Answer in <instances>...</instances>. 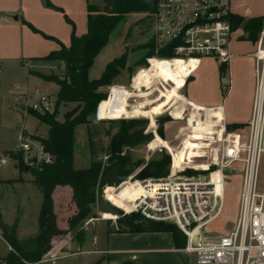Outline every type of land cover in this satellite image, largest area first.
Masks as SVG:
<instances>
[{
	"label": "crops",
	"instance_id": "1",
	"mask_svg": "<svg viewBox=\"0 0 264 264\" xmlns=\"http://www.w3.org/2000/svg\"><path fill=\"white\" fill-rule=\"evenodd\" d=\"M105 0H0V70L11 72L18 80L14 88L31 92L39 90L46 84H54L37 76L29 74L36 71L48 75L54 69L64 70L62 61L44 60L49 53L59 50L60 45L68 47L71 34L83 36L87 31V4L103 6ZM231 14L243 19H262L264 16V0H229ZM243 23L234 28L229 46L231 57L228 62L226 79L230 80V89L224 94L221 91V74L219 63L213 58L204 57L198 60L186 61L189 75L186 80L169 78L166 74H158L152 64L154 77L149 73L146 79H137V73L132 77L128 86L116 85L110 89L111 100L102 109L107 119L129 118L141 116L147 119L155 118L164 112H170L181 102L183 111L177 117L184 118L189 110L184 126H180L172 140L164 139V148L173 156L182 159H195L205 156L207 149H192L188 144V135L193 131H205L214 135L216 128L243 133L251 115L253 91L255 84L254 68L257 40L248 37ZM110 36V34H109ZM101 49L88 69V78H98L105 65L115 57H108L98 62ZM108 53V52H105ZM154 61V60H152ZM146 69L148 70L147 66ZM149 71V70H148ZM56 90V93H57ZM8 101L12 110L21 119L19 129L14 130V145L1 146L0 154L8 157V161L0 168V216L4 224L10 225L18 217V238L21 230H29V235L35 236L38 230L37 215L41 204V193L32 183V177L27 167L20 171L18 162L7 154L17 151L21 138L34 140L33 136L45 138L48 127L41 123L32 113L14 107L15 101L20 99L17 91L8 89ZM132 100V103L130 101ZM55 101V100H54ZM72 105L73 103H63ZM34 119L37 124L46 126L45 133L29 131L27 118ZM204 117V119H202ZM179 120V119H175ZM25 133L26 135H23ZM187 135V136H186ZM214 139V136H213ZM36 141V140H34ZM21 177L23 181L10 182ZM129 187V189L127 188ZM216 187V186H215ZM217 188V187H216ZM128 189V190H127ZM144 193L142 187L134 182L126 185L121 198L127 194V203L119 201L130 208L139 195ZM129 209V210H130ZM10 210V221H5L4 212ZM94 219V218H93ZM94 230L83 249L57 257L60 245L41 260L43 264H195L194 255L182 249L175 248L174 240L169 232H118L108 227L104 219L97 220ZM235 220H232L234 223ZM30 225V226H27ZM71 243V242H69ZM11 250L10 245L0 235V264ZM60 252V251H59ZM86 258L79 262L78 256ZM77 260L68 262V259ZM76 261V262H75ZM38 264V263H23Z\"/></svg>",
	"mask_w": 264,
	"mask_h": 264
},
{
	"label": "built area",
	"instance_id": "2",
	"mask_svg": "<svg viewBox=\"0 0 264 264\" xmlns=\"http://www.w3.org/2000/svg\"><path fill=\"white\" fill-rule=\"evenodd\" d=\"M154 1L155 11L151 15L154 51L170 47L173 57L156 54L145 58L148 65L151 59L213 58L219 65H226L220 77L221 91L226 94L230 89L226 72L234 33L228 19L231 15L229 0ZM260 50H264V16L254 52L255 84L250 118L243 133L222 129L221 136L216 135L217 152L205 153L210 159L216 158L213 168L205 174L176 175L169 153L166 177L134 181L144 193L131 202L130 211L125 213H139L145 219L176 226L186 238L182 250L194 255L195 264H264V193L257 190L259 165L264 154V59L259 55ZM15 91L20 99L15 101L14 107L22 111L43 114L54 108V101L39 90L28 92L15 88ZM18 150L27 167L40 168L41 164L53 161V156L38 141L21 138ZM7 161L8 157L0 154V168ZM235 163L241 165V184L234 225L213 241L195 243L198 232L215 219L223 207L224 180L221 193L217 195L211 180L201 178H208L214 171H219L224 178V171Z\"/></svg>",
	"mask_w": 264,
	"mask_h": 264
},
{
	"label": "trees",
	"instance_id": "3",
	"mask_svg": "<svg viewBox=\"0 0 264 264\" xmlns=\"http://www.w3.org/2000/svg\"><path fill=\"white\" fill-rule=\"evenodd\" d=\"M87 31L81 37L71 34L68 47L60 45V49L49 53L44 60L62 61L64 73L41 74L36 71H29V74L37 76L45 81H52L58 86L55 94L54 108L51 113L43 114L29 110L41 123L47 125L48 131L45 138L32 137L38 141L43 149L53 156V161L49 164H41L40 168L26 166L21 151H8L7 154L18 162L20 171L26 167L32 177V183L35 184L41 193V204L37 215L38 230L33 239L27 244L28 248L20 243L18 238V222L16 217L12 224L6 225L2 222L0 216V235L10 245L11 250L3 258V264H23V263H41L43 257L50 251L51 243L49 220L54 216V221L58 218H65L68 214H73L77 210V204L73 197L79 200V213L77 217L68 219V230L73 231L81 220L92 214V205L96 201V189L99 184L102 162L92 158L89 166L84 169L73 167V130L74 127L81 124H88L89 117L95 116L111 100V94L102 91V87L109 86L112 80L118 76L123 69L130 71L127 67L126 55L122 54L109 61L101 75L95 79L88 78V69L92 65L94 58L107 44L109 34L115 28L119 21L125 15L132 12H146L152 15L155 11L154 0H105L103 6L87 4ZM231 28H237L243 23V19L236 15H229ZM262 19L252 18L243 23V28L249 33L248 37L257 40L256 35L260 33ZM147 48L146 57L159 55L160 57H173L170 47H165L159 52L154 51L153 41L140 46ZM143 59L140 63H144ZM138 63V64H140ZM173 69L180 74L179 78L186 80L189 76L186 70V61L174 58L170 60ZM151 76L154 77V71L151 65L147 66ZM226 65H219L220 74L224 73ZM60 103H75V106L66 111L63 120H56L57 107ZM99 105V107H98ZM98 108V112H97ZM182 103H177L169 112V115L175 117L182 113ZM162 119L161 121H165ZM118 130L113 134L107 146V161L110 164L118 161L120 164L119 173L126 178L132 170L127 168L130 161L129 152L126 147L145 144L152 140L151 133H145L147 121L145 119H121L117 121ZM156 128L155 119H148L147 131L153 132ZM157 133L160 138H164L162 124L158 126ZM220 137L222 128H216L215 135ZM23 135H26L23 133ZM155 135V134H154ZM155 137V136H154ZM88 148L90 155H94V144L92 133L88 131ZM173 162L180 167L183 163L192 164L196 167H205L206 164L197 159L174 158ZM170 158L168 154L162 155L160 159L150 160L144 164L142 169L136 174V178H161L169 173ZM138 164H135L137 166ZM107 167V166H106ZM194 173V172H189ZM23 181L21 177L10 182ZM215 184V183H213ZM68 187L71 195L65 199L66 208L60 209V200L57 195L54 196V211L52 195L58 187ZM109 189L112 184L107 185ZM129 189V187H127ZM127 189V190H128ZM72 196V197H71ZM124 206L123 204H121ZM118 214L122 211L117 209ZM95 217V216H92ZM118 232H169L171 233L175 248L182 249L185 246L186 238L183 233L173 224H163L158 221L145 219L139 213H130L124 218H117L116 228ZM75 235L82 239V230L77 229ZM94 264H99L96 261ZM122 264H132L125 262Z\"/></svg>",
	"mask_w": 264,
	"mask_h": 264
},
{
	"label": "rangeland",
	"instance_id": "4",
	"mask_svg": "<svg viewBox=\"0 0 264 264\" xmlns=\"http://www.w3.org/2000/svg\"><path fill=\"white\" fill-rule=\"evenodd\" d=\"M153 36V20L150 15L146 12H132L125 15V17L118 22L115 28L111 31L109 36V44L104 49V53L100 56L98 62L108 58L115 57L119 55L116 52L119 51L118 47L122 44V54L126 55V59H128L129 54L140 48L141 45L147 43L152 40ZM108 52V53H105ZM119 55V56H120ZM117 56V57H119ZM150 58V57H145ZM144 58V59H145ZM114 59V58H113ZM143 60V59H142ZM141 60V61H142ZM154 60V61H152ZM140 61V62H141ZM139 62V63H140ZM150 63L154 67L155 71L160 75L167 71L170 61H159L155 59H151ZM146 66H149L147 61L144 60V63L136 64L131 67L130 71L126 68L121 70L120 74L116 76L112 83L109 86L102 87L101 90L107 93V96L110 92V89L116 85H124L128 86L131 83L132 77L137 73V79L142 80L146 79L149 75V71L146 69ZM171 70L167 71L166 74L169 78L173 79L179 77L180 74L177 73L172 65ZM11 72L7 73L5 71L0 70V143L1 146L9 147L14 145V130L19 129L21 125V119L16 116L15 111L12 110V105L10 106V102L7 96V90L15 88L13 86H18L17 78H14ZM64 70L54 69L50 74L62 75ZM42 92L49 95V99L54 101L56 94V86L54 84H46L41 87ZM132 103V100L130 101ZM75 106V103L72 105L60 103L57 107L56 120H63V115L66 111L72 109ZM52 112V111H51ZM49 112V113H51ZM189 110H186L184 114V118L172 117L168 112H164L160 115L155 116L156 128L151 131H147L148 119L137 116V117H129V118H118V119H107L100 111L97 115L89 117L88 124H81L74 127L73 130V167L76 169H84L89 166L90 160L92 158L99 160L102 162L103 168L109 165L107 161V146L109 143L110 137L115 134L118 130V120L125 119H145L147 121L145 133H151L153 138L151 141L145 144H139L134 146H129L125 148V151L129 152L130 161L127 164V168H132V172L126 176L125 181L121 184L113 185L114 187L109 189L107 186L100 187L97 185L96 189V201L92 205V214L81 220L80 223L73 231L68 230V219L71 217H77L79 213V200L73 197L74 201L77 204V210L73 214H68L65 218H57L54 221V216H51L49 220L50 225V234H52V238L50 239L52 252H55V249L60 245L62 248L56 252H58L57 257L64 256L65 254L73 253L77 249H83L86 247V244H82L87 241V238L91 236V233L94 230V224L97 220L104 219L105 223L108 227L115 229L117 218H124L129 216L130 213H125L129 211L126 210L125 206H122L121 202L127 203L129 194L126 195L125 198H121L120 195L123 193L126 185L134 183V181H139L143 179L136 178V174L142 169L145 163L150 160L160 159L162 155L168 154L167 150L164 148V139L172 140L175 137L176 131L179 130L180 126H184L186 123V117H188ZM178 115H181L178 113ZM162 119H166L165 121H161ZM179 119V120H175ZM204 119V117H202ZM29 131L34 132L35 127H38L37 132L45 133L46 126L37 124V122L32 118H27ZM162 124V131L164 134V138H160L157 133V128ZM88 131L92 133V140L94 144V155L91 156L88 148ZM155 134V135H154ZM158 134V135H157ZM188 135V136H187ZM189 147L192 149H207L205 153H209L210 151L217 152V136L215 135V140L213 142V136L207 132L201 131H193L191 134H187ZM155 136V137H154ZM38 137V136H33ZM216 155V154H215ZM174 158H178L172 155ZM170 158V155H169ZM205 163V167H196L192 164L183 163L180 167L177 166L176 163L173 162V169H175L176 175H197V174H205L208 170L213 168L212 162L216 159L212 157V159L206 157L195 158ZM135 164H138L135 166ZM170 167V163H169ZM103 170V169H102ZM101 170V171H102ZM194 172V173H189ZM101 174V173H100ZM224 206L222 208V212L213 219L210 223H208L204 228H202L195 238V243H205L210 242L218 237L226 234L234 225L232 220L236 219L237 208H238V199L240 193V184H241V165L233 164L228 169L224 171ZM148 179V178H147ZM38 188V187H37ZM257 190L264 193V154L261 156V161L259 165L258 171V179H257ZM57 195L60 200V209L65 210V199L69 195H71V190L68 187H58L55 189V192L52 195L53 201V211H54V196ZM102 196L105 201H109L111 204L115 205L118 208H121L122 213L117 217H112L109 215L101 214L97 208V200ZM72 197V196H71ZM128 206H130L128 204ZM123 208V209H122ZM95 216V217H92ZM5 221H10V210L4 212L3 215ZM94 218V219H93ZM163 224H170L166 222H161ZM30 226V225H27ZM77 229L82 230V239L80 241L79 237L75 235V231ZM29 230H21L19 234L20 243L24 246V248H28L27 244L33 239V235H29ZM71 242V243H69ZM50 254V251L46 254L47 256ZM79 259V262L82 263V260L86 257L84 255L76 257ZM74 259H68V262H74ZM76 262V261H75Z\"/></svg>",
	"mask_w": 264,
	"mask_h": 264
},
{
	"label": "water",
	"instance_id": "5",
	"mask_svg": "<svg viewBox=\"0 0 264 264\" xmlns=\"http://www.w3.org/2000/svg\"><path fill=\"white\" fill-rule=\"evenodd\" d=\"M147 53V48H139L137 50L132 51L128 56L127 67L131 68L138 64L142 59L146 57ZM119 168L120 164L118 161H113L107 167L103 168L99 178V186L104 187L109 184L117 185L122 183L125 178L120 175ZM97 208L100 213H111L116 217L119 215L117 211L118 208L115 205L111 204L109 201H105L101 195L97 200Z\"/></svg>",
	"mask_w": 264,
	"mask_h": 264
},
{
	"label": "bare ground",
	"instance_id": "6",
	"mask_svg": "<svg viewBox=\"0 0 264 264\" xmlns=\"http://www.w3.org/2000/svg\"><path fill=\"white\" fill-rule=\"evenodd\" d=\"M259 55L261 56V58H263L264 59V50H260V53H259ZM177 59H181V58H177ZM181 60H183V59H181ZM202 180H211V182L212 183H215L214 184V186H216L215 187V189H216V193H217V195L218 194H220L221 193V190H222V188H223V178H221V174H220V172L219 171H214L212 174H210L209 176H208V178H201ZM107 186V185H106ZM130 205V204H129ZM131 206V205H130ZM129 206V207H130ZM223 206H224V197H223ZM223 208V207H222ZM121 209V208H120ZM123 209V208H122ZM130 208H126V210H124V211H130L129 210ZM221 212H222V209H221ZM220 212V213H221ZM219 213V214H220ZM101 214H105V215H109V216H112V217H116L115 215H113V214H111V213H101Z\"/></svg>",
	"mask_w": 264,
	"mask_h": 264
}]
</instances>
